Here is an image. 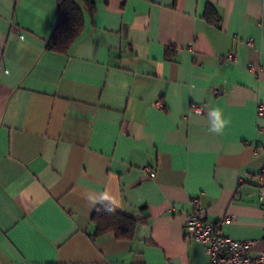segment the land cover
Instances as JSON below:
<instances>
[{
	"label": "crops",
	"instance_id": "obj_1",
	"mask_svg": "<svg viewBox=\"0 0 264 264\" xmlns=\"http://www.w3.org/2000/svg\"><path fill=\"white\" fill-rule=\"evenodd\" d=\"M93 1L60 51L58 0H0V264H208L194 196L264 251V0ZM106 191L132 239L97 236Z\"/></svg>",
	"mask_w": 264,
	"mask_h": 264
},
{
	"label": "built area",
	"instance_id": "obj_2",
	"mask_svg": "<svg viewBox=\"0 0 264 264\" xmlns=\"http://www.w3.org/2000/svg\"><path fill=\"white\" fill-rule=\"evenodd\" d=\"M234 58L235 56L231 54L227 59ZM215 93L222 94L223 89L218 88L215 90ZM158 105L163 107V104L160 102ZM260 110L263 111L264 106H261ZM194 111L196 113H202L204 108L196 105ZM146 171L152 177L156 176V172L152 171L149 167L146 168ZM259 195L264 201V178H261ZM190 204L193 207V211L187 214L186 230L194 241L204 244L210 259L208 264H264V251L255 255L250 252L253 241L235 240L227 236L221 229H215L207 222V210L201 205L196 196L191 198ZM229 219L230 216L223 223ZM166 264L172 263L167 262Z\"/></svg>",
	"mask_w": 264,
	"mask_h": 264
},
{
	"label": "trees",
	"instance_id": "obj_3",
	"mask_svg": "<svg viewBox=\"0 0 264 264\" xmlns=\"http://www.w3.org/2000/svg\"><path fill=\"white\" fill-rule=\"evenodd\" d=\"M82 5L92 8L93 0H58L59 19L48 47L54 50H66L80 35L84 26ZM105 204L96 210L93 221L97 226V236L114 232L119 238L132 239L137 221L118 210L113 213L104 211Z\"/></svg>",
	"mask_w": 264,
	"mask_h": 264
},
{
	"label": "clouds",
	"instance_id": "obj_4",
	"mask_svg": "<svg viewBox=\"0 0 264 264\" xmlns=\"http://www.w3.org/2000/svg\"><path fill=\"white\" fill-rule=\"evenodd\" d=\"M208 117L209 131L217 135L221 134L224 128L230 122L224 117L222 109H220L219 107L210 109ZM87 199L93 206H95L97 203H103L104 201H107L108 203L105 204L104 211L108 213L115 212L116 208L120 206L119 201L116 199V197L110 195L107 191L101 194L98 198L95 196H88Z\"/></svg>",
	"mask_w": 264,
	"mask_h": 264
}]
</instances>
